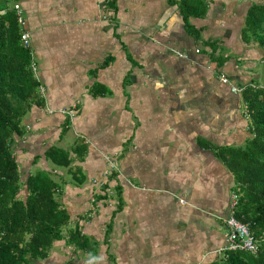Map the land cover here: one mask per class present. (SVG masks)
Here are the masks:
<instances>
[{"label": "crops", "instance_id": "obj_1", "mask_svg": "<svg viewBox=\"0 0 264 264\" xmlns=\"http://www.w3.org/2000/svg\"><path fill=\"white\" fill-rule=\"evenodd\" d=\"M201 1L204 15L186 20L179 0H0V14L16 21L20 7L43 102L23 117L19 168L29 160L25 179L37 168L53 173L70 216L64 232L77 225L98 242L89 253L60 239L52 246L60 252L36 264H202L223 255L234 179L215 149L251 137L242 92L264 86V52L242 27L264 0ZM52 145L69 151V167L46 159ZM105 156L117 169L97 187Z\"/></svg>", "mask_w": 264, "mask_h": 264}, {"label": "trees", "instance_id": "obj_2", "mask_svg": "<svg viewBox=\"0 0 264 264\" xmlns=\"http://www.w3.org/2000/svg\"><path fill=\"white\" fill-rule=\"evenodd\" d=\"M178 5L186 20L206 12L201 0H179ZM243 24L244 41H256L264 52V3H253ZM30 68L29 48L20 42L15 14H0V264H36L60 239L89 253L98 245L77 225L64 232L70 216L57 199L60 182L53 173L37 168L21 180L14 139L26 133L22 120L31 105L43 103ZM242 96L251 137L244 145L216 148L215 154L233 175L234 216L248 226L258 250L224 249L220 258L202 264H264V86H248ZM45 157L57 167H69L72 161L69 151L59 145L50 146Z\"/></svg>", "mask_w": 264, "mask_h": 264}, {"label": "built area", "instance_id": "obj_3", "mask_svg": "<svg viewBox=\"0 0 264 264\" xmlns=\"http://www.w3.org/2000/svg\"><path fill=\"white\" fill-rule=\"evenodd\" d=\"M14 8L16 9L17 12V21L20 26L24 25V19L22 17V12L20 10V7L18 4L14 5ZM29 32L27 30H24L20 34V39L21 43L24 47L29 48L30 46V40H29ZM221 80L224 82H227V78L225 76H221ZM233 92H238L242 91V89H238L237 87H232ZM109 163V171H105V174L110 173L111 171H114L117 169L116 164L114 163L113 160H110L108 157ZM103 183L100 184L102 186ZM236 199H235V194L231 195V202H230V210H229V215L226 219V224L228 231L226 233V242L224 249H245L250 251L251 253H256L258 250V245L254 240V237L250 233L248 226L245 223H242L239 221L235 216H234V208L236 206Z\"/></svg>", "mask_w": 264, "mask_h": 264}, {"label": "rangeland", "instance_id": "obj_4", "mask_svg": "<svg viewBox=\"0 0 264 264\" xmlns=\"http://www.w3.org/2000/svg\"><path fill=\"white\" fill-rule=\"evenodd\" d=\"M261 81V83H262V80H260ZM73 110V109H72ZM57 112V114L56 115H58V116H60V114H63V113H61L60 112V110H57L56 111ZM56 112H54V113H56ZM69 114L70 115H74L75 113H71V112H69ZM17 137V138H16ZM22 138L23 137H21V140H22ZM20 138L18 137V136H15V139H14V145H13V148H14V154L15 155H17V153H18V147H17V141L16 140H19ZM105 157H108L110 160H113V159H111V157L110 156H105ZM20 158V157H19ZM30 158V157H29ZM21 161H22V165L24 166V167H22L21 168V180H25V174H26V172H25V170L27 169V168H30V166L31 165H29V160H24V159H20ZM19 160V161H20ZM105 160H106V162H107V169L105 170V171H109V169H110V167H109V163H108V159L107 158H105ZM114 161V160H113ZM114 163L116 164V162L114 161ZM35 165H41V167H43V168H50L51 167V164L49 165V164H47V165H45V163L41 160L40 162L38 161ZM46 166V167H45ZM23 170V171H22ZM35 171V170H34ZM109 174V173H108ZM108 174H105V172L103 173V176L102 177H100V178H98V179H96V180H94L93 182H94V184L97 186V187H100V184L101 183H104L105 182V175H108ZM21 193H22V195L24 196V195H26V191H25V189L24 190H22L21 191ZM51 249H54V251H57V252H60V247H57V246H55L54 248L52 247Z\"/></svg>", "mask_w": 264, "mask_h": 264}]
</instances>
